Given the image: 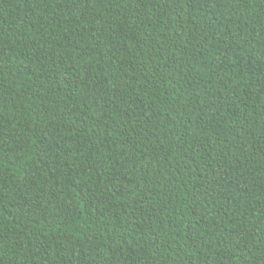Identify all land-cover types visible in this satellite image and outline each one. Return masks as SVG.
<instances>
[{
	"label": "trees",
	"instance_id": "obj_1",
	"mask_svg": "<svg viewBox=\"0 0 264 264\" xmlns=\"http://www.w3.org/2000/svg\"><path fill=\"white\" fill-rule=\"evenodd\" d=\"M0 264H264V0H0Z\"/></svg>",
	"mask_w": 264,
	"mask_h": 264
}]
</instances>
